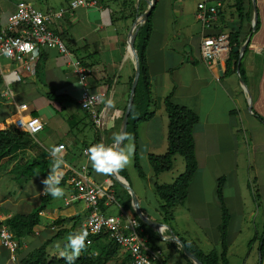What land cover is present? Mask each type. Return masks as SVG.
I'll use <instances>...</instances> for the list:
<instances>
[{"label":"crops","instance_id":"1","mask_svg":"<svg viewBox=\"0 0 264 264\" xmlns=\"http://www.w3.org/2000/svg\"><path fill=\"white\" fill-rule=\"evenodd\" d=\"M69 1L0 0V28L7 24L18 2L31 3L37 9L49 12L67 6ZM95 1H97V7H80L66 13L61 20L51 24L52 30L66 44L69 54L60 55L54 48L41 49L33 57L35 65L38 61L41 62L39 69L28 75L18 70L21 74L20 81L12 85L17 103L28 105L29 110L23 115H26L25 118L29 115L40 118L43 129L36 135L43 133L36 140L35 135L29 134L36 144L34 149L16 148L11 151L12 154L7 157L8 159L0 161V178H7L6 184L9 190L6 193L0 190L3 219L6 220L14 214H28L39 206L40 199L44 196L45 186L42 182L47 177L54 160L50 151L52 147L59 145L63 146L60 155L66 161V165L62 166V180L65 182L61 186L64 189V196L58 199L53 207L48 208V205L41 212L42 223L35 226L32 234L23 240L15 261L10 260V252L0 246V264H23L22 258L24 259L29 252L46 241L52 243L55 237L64 234L70 236L80 232L88 213L86 204L82 200L68 203V199L76 194L68 180L73 170H79L80 166L86 165L89 181L98 185H106L110 181V175L99 174L91 167L83 151L98 143V133L101 142L106 146H112L113 136L119 134L121 116L124 114L129 97V79L134 71L132 53L130 50L127 51V37L133 23L131 17L133 7L140 0H136L135 4L134 0ZM199 2L221 3L217 20L210 28L205 29L196 19ZM243 3L244 10L241 16H238L234 7L235 0H156L152 14V33L146 48L155 102L152 107L154 115L148 121L138 125L137 142L138 153L143 157H148L151 153L160 155L166 151L167 117L162 101L170 91H173L172 99L175 103L196 112L200 121L194 125L192 134L197 169L188 187L186 210L191 211L198 222H202L203 219L212 221L202 228L203 232L210 233L212 229L210 227H213L214 232L218 230L220 206L216 187L218 179L223 177L222 192L230 214L227 229L229 264H231L230 255L234 252L237 236L241 232L240 230L234 232L236 228L232 229L236 221L241 223L237 228L252 224L255 231L253 242L248 244L249 253L244 264H259L261 258L258 240L264 234V207L261 204L260 215L258 209L253 213L250 202H261V199L264 201V191L259 189L256 182L250 178L247 184L242 179L239 180L240 163L237 153H240V149H244L242 153H247V168H250L254 174L259 173L260 168H264V0H243ZM254 10H256V22L253 26ZM231 31L239 34V45L236 47L242 46L247 39L249 41L244 51L235 52L239 61L237 70L226 75L227 57L221 60L218 66L206 64L201 58L199 46L203 35L229 34ZM74 58L82 60L93 71L86 86L89 91L105 92L106 100L110 98L111 89H113L111 100L114 102V107H107L102 116V130L104 128L107 130L103 137L98 127L93 125L79 108L77 99L83 87L78 84L71 72L70 62ZM2 67L7 70L18 68L11 63ZM109 81H111L110 86ZM1 87L2 85L0 89ZM48 91L65 94L76 102L58 104L49 101L45 95ZM21 115L13 103L0 100V129L15 128L13 124ZM71 117L73 118L70 122L68 120ZM128 142L133 143L127 141L125 144ZM125 144L122 148L127 146ZM41 149L47 153L48 161V168L44 175L32 176L21 182L10 178L16 164L23 163L30 157L33 159V156L37 154H29L39 153ZM17 153L25 154L22 157L24 161L19 162ZM7 163H10V166L6 168ZM123 172L127 173V181L130 184L127 167L123 169ZM144 174L145 179L147 175L152 176L151 166ZM114 183L112 182V186ZM11 184L17 185L11 186ZM12 191H16L17 194H10ZM135 194L141 208L143 195H138L136 191ZM101 206L106 214L115 216L125 214L130 217L131 211L123 208L117 201L107 202L106 200ZM112 208H116L118 213L111 214ZM141 210L150 218L147 210L142 208ZM158 214V222L163 223L160 207ZM253 216L255 221H260L262 234L259 236H257L256 225H253ZM58 220L60 222L56 223ZM173 223H177L176 229ZM179 223L174 214L170 227L175 234L179 238L191 239L199 246L191 236L182 235L185 231ZM65 230L69 232H64ZM58 231L62 233L56 236ZM146 235L149 239V235ZM154 239L155 244L164 252L165 264H186L185 259L178 253V248L162 241L157 234ZM213 240L218 244L219 235L214 236ZM107 242L104 239L99 243L104 246ZM66 243L67 241L64 244ZM96 243L95 241L92 251L103 253L102 247L96 246ZM201 250L204 253L211 251L205 252L202 248ZM126 257L127 255L119 249L109 264H130V260L124 261Z\"/></svg>","mask_w":264,"mask_h":264},{"label":"trees","instance_id":"2","mask_svg":"<svg viewBox=\"0 0 264 264\" xmlns=\"http://www.w3.org/2000/svg\"><path fill=\"white\" fill-rule=\"evenodd\" d=\"M234 7L238 13V16H241L244 10L243 0H235ZM153 10L154 7L152 8L146 22L139 28L135 38L134 46L139 57L140 76L135 89L126 133L127 135H130L132 137L131 141L135 145V151L133 154L134 167L137 170L138 175L143 179L145 178V174L139 164L137 128L140 123L148 121L154 115V110L152 109V107L155 102L152 95V84L147 65L146 50L148 39L152 33ZM228 39L230 43V51L225 60L226 75L237 70L238 55L234 52V48L239 45V34L235 31H231L228 34ZM39 58L41 59V56ZM40 66L41 62L39 63L38 61L35 70L37 71ZM240 74L242 76L241 69ZM133 76L134 71L129 79V87L131 86ZM1 84L2 78L0 75V85ZM108 85H111V81H109ZM172 94L173 91H170L162 101L163 109L167 117L166 151L165 153L160 155H148V161L152 168L153 175L156 179L154 183L155 193L161 201L159 207L162 214V222L169 226L174 220V209L176 207L184 206L186 203L188 187L197 169V160L195 156L192 130L194 125H196L200 121V117L196 112L185 106L175 103L172 99ZM45 95L49 101H54L58 104H63L65 102H76L69 96L65 94H56L54 91H48L45 93ZM104 105L105 103L103 101L100 104V110ZM79 108L83 111L85 117L89 119L93 123V125H95L89 111L84 107H81L80 105ZM122 117L123 115L121 116V120ZM72 118L73 117H71L68 121L71 122ZM103 132L104 134H106L107 130L104 128ZM29 136V134L20 132L17 129L11 127L0 129V161L8 159L7 157L12 154L11 151L15 150L16 148L30 147L34 149L36 144ZM127 141L128 140H125L124 144ZM97 142L102 143L99 133L97 134ZM124 144L122 145V147L124 146ZM175 155H179L182 157V160L184 162V171L171 183H158L157 178L160 174L172 170ZM46 157L47 153L43 149H41V151L37 153V155L33 159H29L23 163L16 164L13 168V173L17 175L16 177L19 178L20 181L25 180L26 178H31L32 176L44 175L48 168V161ZM119 173L127 180V173L124 174L123 169L120 170ZM64 182V180L61 181L60 187L64 184ZM223 183L224 178L222 177L218 179L216 187V196L220 206L219 249H212L208 253H204L194 241L180 238L184 242L186 248L204 264H229L227 258V250L229 246L227 229L230 223V214L223 197ZM112 190L114 191L115 201H117L123 208L129 209L131 211L130 217L134 219L136 218L139 221L141 227L143 228L142 235H149L148 244H151V247L160 248L155 244L156 240L154 239V236L156 237V233H154L151 228L144 224L132 211L130 204L131 197L128 192L122 189L116 183H114V185L112 186ZM52 199L53 197H51L50 195H44L40 199L39 206H37L30 213L14 214L3 222V224H5L8 229L13 232L14 237L16 238V240H18L20 245L21 240L32 234L33 228L42 223L43 218L41 216V212L47 208ZM57 222H60V220L56 221V223ZM1 225L2 224H0V227ZM64 232H69V230H65ZM61 233L62 231H58L56 236H59ZM104 239H106L108 242L104 246H102V244H100L99 242ZM253 240L254 239L252 238L250 243L253 242ZM95 241L97 242L96 246L98 245V247H102L103 253L96 252L97 255L93 256L91 254L92 250L85 248L76 259L75 264H109L115 258L119 247L112 241L108 240L106 235L94 237V242ZM259 242L260 245L258 249L260 251L261 258L259 264H264V234L259 237ZM50 243L51 241H46L40 247L29 252L24 259L22 258V263L65 264L64 258L56 255H50L47 252L46 248ZM168 244L170 246L178 248V246L174 243L168 242ZM177 251L185 259L186 264H193L179 248L177 249ZM128 260H130V258L127 256L124 261L128 262Z\"/></svg>","mask_w":264,"mask_h":264},{"label":"built area","instance_id":"3","mask_svg":"<svg viewBox=\"0 0 264 264\" xmlns=\"http://www.w3.org/2000/svg\"><path fill=\"white\" fill-rule=\"evenodd\" d=\"M95 0H70L68 5L54 11L44 12L37 9L33 4L18 2L15 11L9 16L7 24L0 28V58L9 59L11 64L18 66L13 70H7L0 63V75L2 87L0 98L11 102L22 114L13 124L16 129L30 135H36L43 129V122L40 118L23 115L29 108L26 103H17L12 85L20 81V70L28 75L35 71L34 55L41 49H56L60 55H68L69 51L62 38L56 34L51 24L58 22L63 16L80 7L95 8ZM221 3L209 4L199 2L197 4L196 19L207 29L217 20L218 9ZM10 48L11 56H5L3 50ZM31 48V50H29ZM230 51L228 34L203 35L199 46L202 60L209 65L218 66L221 60H225ZM71 72L78 84L83 87L77 102L81 107L89 111L96 127L102 125V109L100 104L105 99V92H91L86 86L93 71L85 65L82 60L74 58L70 62ZM16 102V104H15ZM107 108V107H106ZM106 110V109H105ZM105 112V111H104ZM34 129H38L34 131ZM63 149L62 145L57 146ZM85 155L86 149L83 151ZM86 165L80 166L79 170H73L68 179L76 194L68 199V203L75 200H82L86 204L88 217L80 228V231L87 230L89 235L87 248L94 244V237L106 235L107 239L115 243L129 258L130 264H165L164 252L161 248H154L148 244V236L143 234V228L139 221L125 214L109 215L101 209V204L114 202V191L112 181L106 185H98L88 180ZM63 179V177H62ZM3 213L0 208V246L10 252V260H16V252L20 249V243L14 237L13 232L3 224ZM99 225L97 230L96 226ZM96 256L94 251H91Z\"/></svg>","mask_w":264,"mask_h":264},{"label":"rangeland","instance_id":"4","mask_svg":"<svg viewBox=\"0 0 264 264\" xmlns=\"http://www.w3.org/2000/svg\"><path fill=\"white\" fill-rule=\"evenodd\" d=\"M135 1L136 0L133 1L134 4H135ZM138 2L139 3L134 5V7H133V12L131 15L132 22L135 20V18L137 16H139L141 13H143V11L146 9V3L144 0H140ZM0 63L3 66L6 64H10L11 62L9 59L1 57ZM2 99L3 98H0V100H2ZM57 111L59 112V109H57ZM42 133L43 132H41L39 135H35L34 139L36 140L37 138L41 137ZM128 143L125 145H128ZM243 150L244 149H240V153H237L238 161L240 163L239 164L240 173L238 174L239 180L242 179V181H244L245 184H247L249 181V178H250L251 180H254L256 182L259 189H261V190L263 189V191H264V168H260L259 173L254 174L250 168H247V162H248L247 153L246 152L242 153ZM32 154L36 155L37 153H30L29 155H32ZM151 154H154V153H151ZM24 155L25 154H23V153H17L16 157L19 159V162L21 160L24 161L22 158ZM33 157H35V156H33ZM138 157H139L140 167H141L142 171H144L146 173L150 167L148 157L147 156L143 157L142 155H139V153H138ZM30 159H31V157H30ZM6 162H9V161H6ZM6 162H2V163H6ZM9 166H10V163H7V165H5L6 168ZM127 170H128V179L130 180L129 182L131 184L130 185L131 188L133 189V191L135 190L138 195L139 194L143 195V197H141L142 198V204H141L142 207L141 208L143 210H147L146 212H149L150 218L152 220L158 222V220H159L158 209H159L161 201H160L159 197L157 196V194L155 193L154 183H155L156 179L153 175V172H152V176L147 175L146 179L141 178L138 175L137 170L134 167L133 161L129 164V166H127ZM183 171H184V162L182 160V157L179 155H175L172 170L162 173L158 177L157 181H158V183H168V182L171 183ZM4 172H5V170H4ZM16 176L17 175L15 173H13L10 176V178H14L15 181L21 182L19 180V178H17ZM6 181H7V178H4V179L0 178V190L2 193H6L7 191H9L7 189ZM15 185H17V184H11V186H15ZM135 191H134V193H135ZM14 193L17 194L16 191H12L10 194H14ZM207 198L209 199V194L207 195ZM57 201H58V199H53L50 202L49 207L48 206L47 207L48 208L53 207V205ZM251 204H252L251 208H252L253 213H255L256 210L258 209L257 211L259 212V215H260V213H261L260 207H261V204L264 207V201L262 199H261V202L260 201L259 202L258 201L252 202L251 201L250 205ZM176 208H178V207H176ZM176 208L174 209L175 217H177V219L180 221L179 224L183 226V229L185 231L184 233L182 232V235H184L185 237L191 236V238H194L195 241L198 242L199 246L205 252L212 250V249H219V247H220L219 240H218V244H216L215 241L213 240L214 236L218 237V235H219V237H220V231L218 232L219 229L215 230V232H214L213 227H210L212 229H211L210 233H208V234L203 232V230H202L203 227L209 225L208 224L209 222H212L211 220L207 221V219H205V220L203 219L202 222H198L196 220V218L194 217L193 213L191 211L186 210L187 204H185V206H183V207L182 206L179 207L178 208L179 210ZM117 213H118V210L116 208H112L111 214H117ZM253 222H251V223H253V225H256L257 230H258L257 236L261 235L262 232H261L260 221L259 220L255 221V216H253ZM240 224H241L240 221H236L232 225L234 227L232 229L236 228L234 230V232H237L238 230H240L241 232L237 236L236 244L234 247V252L232 255H230L231 264H244L246 262L247 257H248V253H249V245L248 244H250L251 239L255 236V231H254L252 224H248V227L244 226L241 228H237ZM176 225H177V223H173L174 228ZM178 227H180V226H178ZM215 229H216V226H215ZM68 237H69V235H67V234H64L63 236H60V237H55L53 239L52 243H50V246H48L46 250L50 254L60 256V251L63 250V245L67 241ZM26 238H28V237L23 238L21 240V243ZM186 240H191V239H186ZM22 245H23V243H22ZM57 245H60V247H57ZM19 251L20 250H17L16 255L19 254Z\"/></svg>","mask_w":264,"mask_h":264},{"label":"clouds","instance_id":"5","mask_svg":"<svg viewBox=\"0 0 264 264\" xmlns=\"http://www.w3.org/2000/svg\"><path fill=\"white\" fill-rule=\"evenodd\" d=\"M31 50V48H29ZM5 56H11L12 51L10 48L3 50ZM106 107H114V102L109 98L104 100ZM38 129H34L37 131ZM125 140L131 141L132 137L123 131L113 136L114 144L106 146L104 143H97L86 149V154L91 167L99 174L110 175L119 172L127 167L132 160L135 145L129 143L126 147L121 148ZM61 148L52 147L50 155L54 158L52 166L49 170L47 177L43 180L44 195H50L54 199H59L64 196V189L60 187L63 177L62 166L66 165V161L60 155ZM97 230L99 225L96 226ZM162 231V226L160 228ZM89 232L82 230L77 233L71 234L67 238V243L64 244L63 250L60 251V257L64 258L65 264H75L76 259L80 253L87 248V241ZM60 247V245H57ZM92 250V247L90 248Z\"/></svg>","mask_w":264,"mask_h":264},{"label":"water","instance_id":"6","mask_svg":"<svg viewBox=\"0 0 264 264\" xmlns=\"http://www.w3.org/2000/svg\"><path fill=\"white\" fill-rule=\"evenodd\" d=\"M145 2H146V9L143 11V13H141L139 16H137L135 18V20L133 21V23L129 29L128 37H127V51L129 49L132 51V60L134 62V76H133V80H132V83L130 86L129 97H128V101L126 104V108H125V111H124V114H123V117L121 120L119 133L121 131H123L124 133H127L129 114H130L132 103H133L135 89H136V86L138 84V80H139V76H140L139 57H138L136 48L134 46L135 38H136V35L138 33L139 28L146 22L152 8L154 7V5L156 3V0H145ZM255 22H256V10H254L253 26L255 25ZM248 41H249V39H247L242 46L235 47L234 52L240 53V52L244 51L245 47L248 44ZM238 64H239V61L237 63V66H238ZM112 93H113V89H111L110 99L112 98ZM105 109H106V105L104 106V108L102 110V114H104ZM98 129H99L101 137H103L104 132L102 130V125L98 126ZM123 144H124V142H123ZM122 145H120V147H122ZM110 180L112 182H115L122 189H124L128 192V194L131 197V203L130 204H131L132 211L135 213V215L144 224H146L149 228H151V230H153L158 235L159 239H161L162 241H165V242H170V243L176 244L178 246V248L182 251V253L193 264H204L193 253H191L186 248L184 242L175 234V232L172 230V228L169 225L154 221V220L150 219L149 217H147L143 213V211L140 208L139 201H138L136 194L134 193V191L131 188L128 181L123 176H121L118 172L115 174H110ZM161 226H162V231H160Z\"/></svg>","mask_w":264,"mask_h":264},{"label":"bare ground","instance_id":"7","mask_svg":"<svg viewBox=\"0 0 264 264\" xmlns=\"http://www.w3.org/2000/svg\"><path fill=\"white\" fill-rule=\"evenodd\" d=\"M130 50V49H129ZM131 51V50H130ZM131 53H132V51H131Z\"/></svg>","mask_w":264,"mask_h":264}]
</instances>
